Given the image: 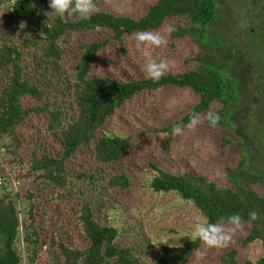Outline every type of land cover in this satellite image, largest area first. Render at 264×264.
<instances>
[{
    "label": "trees",
    "instance_id": "obj_1",
    "mask_svg": "<svg viewBox=\"0 0 264 264\" xmlns=\"http://www.w3.org/2000/svg\"><path fill=\"white\" fill-rule=\"evenodd\" d=\"M8 1L0 0V5ZM97 1L94 0L95 3ZM6 10L11 23L24 31H32L33 37L26 34L18 47L0 43V76L5 74L7 77L0 98V168L5 163L11 164L13 166H7L15 172L14 175L5 173L3 177L6 184L0 187V264H34L43 242L36 225L38 218L46 214L39 210L46 204L41 201V195L51 189L63 192L68 188L70 173L67 163L87 147L93 148V158L101 165L121 162L132 146L133 137L105 135L102 131L127 103L144 93L156 94L163 90L179 89L189 90L196 96V103L180 118L157 131L165 133L167 151L177 137L172 135L173 127L187 125L194 112L201 117L207 116L213 104L221 106L223 103L226 107L215 111L220 116L219 124L212 128L207 120L208 127L225 128L230 115L227 109L230 85L224 76L229 58L221 53V43L209 37L210 25L216 19L215 4L211 0H158L139 19L107 11L94 12L88 20L52 15L48 18L45 13L51 11L49 0H14ZM167 21L180 23L170 28L169 35L173 40L191 38L200 48L193 58L196 62L194 70L178 75L165 74L156 82L147 78L121 81L109 75L93 73L97 58L108 47L119 46L122 53L126 54L127 38L138 32L159 31ZM97 30H106L111 37L83 43L74 52L75 78L70 89L73 97L71 103L64 100L67 90L61 97V103L45 102L48 89L60 88V80L51 83L53 77L44 75L34 83L27 78L25 53L33 50L30 56L35 68L49 73L54 65L70 55L64 45L72 34ZM63 77L59 76V79ZM24 98L43 105L28 109L22 103ZM35 113L47 115L44 126L48 134L58 136L60 157L34 152L26 160L19 155L22 145L19 129ZM231 143L228 136L223 138V145L229 146ZM150 169L154 174L148 188L153 193L179 195L182 200L192 202L205 221L210 223H216L221 217L239 214L245 221L244 225L251 227L244 244L249 245L257 240L264 243V194L257 193L251 187L256 182L264 184V178L251 175L243 163L227 169L228 188H218L192 172L172 174L153 163ZM74 176L77 180L94 182L95 179L83 171L75 172ZM11 177L19 182L15 195L11 187H7L12 185ZM131 188L129 175L118 172L111 176L104 189ZM99 194L104 200L105 193ZM60 197L66 198V195ZM21 200L26 202L23 212L17 207ZM95 210L92 202L77 209V229L79 238L85 244L84 249L59 242L55 232H51L49 246L59 252L60 262L57 264H141V259L134 255L133 250L118 245V228L98 222ZM252 211L259 214V219L248 223ZM201 246L198 239L188 240L180 246L167 243L163 245L155 264H189ZM237 253L236 250H229L221 258V263L264 264V257L256 262L239 263Z\"/></svg>",
    "mask_w": 264,
    "mask_h": 264
},
{
    "label": "rangeland",
    "instance_id": "obj_2",
    "mask_svg": "<svg viewBox=\"0 0 264 264\" xmlns=\"http://www.w3.org/2000/svg\"><path fill=\"white\" fill-rule=\"evenodd\" d=\"M13 1L0 5V43L18 47L21 45V38L28 33L32 37L33 35L32 31L27 29L24 31L23 28L11 23L6 9ZM157 2L158 0H98L95 3V12L107 11L118 16L139 19L146 15L149 8ZM217 3L221 10V0H217ZM179 24L176 21H167L159 31H156L167 39L166 47L137 50L135 35L125 41L126 54L122 53L119 46L111 45L97 58L93 73L109 75L121 81L145 78L141 69L147 59L167 61L169 71L166 74L178 75L194 70L196 62L193 58L196 57L200 48L191 38L175 41L169 35V29ZM222 26H225L232 34L239 33L227 22ZM218 36L221 37V25H217L213 33L214 38ZM110 37L111 34L106 30L72 34L69 42L64 45L65 49H69L70 55L68 54L69 56H65L60 63L54 65L49 73L38 71L42 69H36L33 64V58L30 56L33 50L27 51L24 56L27 67L26 76L34 83H37L44 75L53 77L51 83L60 80V88L48 89L45 102L61 103V97L67 90L64 100L71 103L73 97L70 89L75 78L74 52L83 43H92ZM205 38L208 39V34ZM63 75V79H59V76ZM6 79L5 74L0 76V98ZM196 101V96L189 90L170 89L156 94H141L127 103L102 131L105 135L133 137L132 146L121 162L108 166L101 165L93 158V148L87 147L67 163L70 173L68 188L63 192L51 189L41 195V201L46 204L39 210L45 211L46 214L38 218L36 225L42 234L43 242L41 252L34 264L60 262L59 252L49 246L53 231L59 242L84 249L85 244L79 238V229H77L79 216L77 209L91 202L95 204L96 220L118 228L120 231L118 245L133 250L134 255L141 259V264H155L163 245L167 243L180 246L191 240L194 224L205 222V219L192 202L182 200L179 195L175 193L161 195L149 190L148 186L154 174L150 164L153 163L172 174L192 172L204 177L218 188H228L230 183L227 169L236 166L239 161L237 147L223 145L224 132L219 128L210 129L206 115L201 117L202 122L195 129H185L182 136L176 137L170 150H166V135L157 131L180 118ZM22 103L28 109L43 105L30 98H24ZM220 107L218 104H213L210 111L215 113ZM46 118L47 115L35 113L28 117L19 129L22 141L19 155L24 159L29 160L34 152L38 155L61 156L58 136L48 134L44 126ZM236 123L240 122L236 121ZM5 164L0 168V176H5V173L14 175L15 172H12V168L9 167L13 165ZM81 171L87 175H93L94 182L88 179L77 180L74 174ZM118 172L129 175L132 188L106 191L104 188H107L111 176ZM7 184H9L8 181ZM17 192L18 190L13 195ZM100 192L105 193L104 200ZM60 195H66V198ZM25 203L23 200L18 203L17 207L21 212L25 210ZM250 232L251 227L244 225L242 230L235 233L233 241L226 248H207L202 245L189 264H222L221 258L232 249L238 252L239 263L256 262L264 257V243L257 240L245 245L244 240ZM21 244L23 246L22 239Z\"/></svg>",
    "mask_w": 264,
    "mask_h": 264
},
{
    "label": "flooded vegetation",
    "instance_id": "obj_3",
    "mask_svg": "<svg viewBox=\"0 0 264 264\" xmlns=\"http://www.w3.org/2000/svg\"><path fill=\"white\" fill-rule=\"evenodd\" d=\"M211 1L217 16L209 37L221 43V53L229 58L224 76L230 85V115L221 131L231 140L230 146L237 147L236 166L243 163L251 175L264 178V0H221V10L217 0ZM226 22L239 33L228 32L222 26ZM217 25H221V37L214 38ZM251 187L264 194L263 183Z\"/></svg>",
    "mask_w": 264,
    "mask_h": 264
},
{
    "label": "clouds",
    "instance_id": "obj_4",
    "mask_svg": "<svg viewBox=\"0 0 264 264\" xmlns=\"http://www.w3.org/2000/svg\"><path fill=\"white\" fill-rule=\"evenodd\" d=\"M50 12L45 13L49 16L60 18L73 17L79 20H88L96 10L94 0H49ZM171 30L169 29V32ZM135 48L137 50H147L151 48H162L167 46V39L159 32L144 31L138 32L134 36ZM145 55L147 52L145 51ZM141 71L145 78L154 82L159 81L168 71L169 64L165 60L147 59ZM206 119L212 128L220 122V116L214 112H208ZM201 116L192 113L187 125H175L172 129L173 136H182L184 130L195 129L201 123ZM259 219V214L255 211L249 213L248 223ZM245 221L239 214H232L221 217L216 223L196 222L193 226L190 239L199 240L207 248H226L233 241L235 233L242 230Z\"/></svg>",
    "mask_w": 264,
    "mask_h": 264
},
{
    "label": "built area",
    "instance_id": "obj_5",
    "mask_svg": "<svg viewBox=\"0 0 264 264\" xmlns=\"http://www.w3.org/2000/svg\"><path fill=\"white\" fill-rule=\"evenodd\" d=\"M5 177H3V175L0 176V187H2L3 185H5ZM12 178V185L10 186L11 187V191L14 193L18 190L19 188V182H17L16 180H14L13 177Z\"/></svg>",
    "mask_w": 264,
    "mask_h": 264
}]
</instances>
